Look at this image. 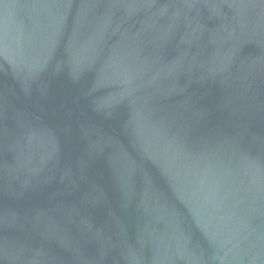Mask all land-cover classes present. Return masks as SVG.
Masks as SVG:
<instances>
[{
	"label": "water",
	"instance_id": "95a60500",
	"mask_svg": "<svg viewBox=\"0 0 264 264\" xmlns=\"http://www.w3.org/2000/svg\"><path fill=\"white\" fill-rule=\"evenodd\" d=\"M0 264H264V0H0Z\"/></svg>",
	"mask_w": 264,
	"mask_h": 264
}]
</instances>
